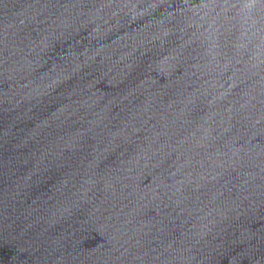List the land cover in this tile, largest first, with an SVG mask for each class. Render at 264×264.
<instances>
[{
  "label": "water",
  "instance_id": "water-1",
  "mask_svg": "<svg viewBox=\"0 0 264 264\" xmlns=\"http://www.w3.org/2000/svg\"><path fill=\"white\" fill-rule=\"evenodd\" d=\"M0 264H264V0H0Z\"/></svg>",
  "mask_w": 264,
  "mask_h": 264
}]
</instances>
